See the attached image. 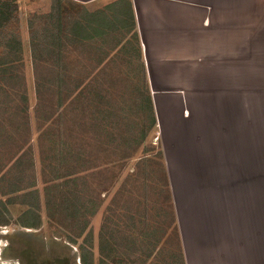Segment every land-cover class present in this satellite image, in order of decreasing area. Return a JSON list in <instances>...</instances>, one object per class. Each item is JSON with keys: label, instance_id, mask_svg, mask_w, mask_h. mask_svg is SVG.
<instances>
[{"label": "crops", "instance_id": "crops-1", "mask_svg": "<svg viewBox=\"0 0 264 264\" xmlns=\"http://www.w3.org/2000/svg\"><path fill=\"white\" fill-rule=\"evenodd\" d=\"M0 1L15 3L14 21L17 11L23 21L24 9L33 12L39 6ZM61 2L76 10V78L79 70L90 77L79 88L75 84L76 96L89 79L92 91L100 83L95 79L102 77L107 91H131L133 86L143 93L139 107L154 119L157 139L164 132L162 153L184 264H264V0ZM6 28L12 30L9 24L0 28L2 55L1 45L20 40L15 30ZM116 80L126 88L114 86ZM1 175L5 182L13 178L5 170ZM37 187L27 192L38 189L44 210ZM16 207L22 208L20 215L30 209ZM38 214V229L17 227L39 232L52 223ZM85 234L74 237L79 261V246L92 254H85L89 264L96 263L95 247L101 255L104 245L115 251L100 236L95 242L92 235L91 247L86 246ZM101 255L97 264H106ZM152 255L145 257L146 264Z\"/></svg>", "mask_w": 264, "mask_h": 264}, {"label": "rangeland", "instance_id": "rangeland-1", "mask_svg": "<svg viewBox=\"0 0 264 264\" xmlns=\"http://www.w3.org/2000/svg\"><path fill=\"white\" fill-rule=\"evenodd\" d=\"M30 2L39 6L33 12L24 9L23 21L18 19L17 11L18 21L9 23L21 42L23 61L16 64L14 73L18 81L0 76L1 174L5 170L7 178L10 174L14 178L24 174L26 179L15 184L4 178L0 184V210L15 205L10 208L12 212L7 209L5 214L8 225L0 226V264L80 263L77 244L72 240L79 229L76 223L82 220L66 216L64 208L75 204L81 211L82 186L81 181L75 185L67 178L52 182L50 167L54 162L50 158L59 150L64 154L62 174L69 171L71 178H84L98 204L94 216L88 217L91 206L86 212L95 242L100 236L114 245L113 253L104 245L103 255L95 247V264L100 255L106 264L113 260L116 264H146L145 257L151 254V264H181L174 197L162 153L164 132L157 139L154 127L148 130L149 123L142 122L150 118L139 107L143 93L134 91L133 86L131 91H107L102 77L95 79V84L100 82L93 86L95 91L89 79L76 96L75 84L79 88L90 77L79 70L76 78L75 46L67 44L75 7L62 3L58 12L54 0H22L20 4L26 6ZM60 76H65V83L59 87L56 80ZM114 86L126 88V83L116 80ZM61 91L63 104L58 107L57 93ZM8 129L13 130L14 140L10 141ZM52 135L56 137L55 146L49 145ZM17 147L25 150L24 164L32 165L21 174L22 167L16 168L14 163ZM8 184L18 185L23 193L10 195ZM32 186H38L44 204V210L39 207L36 213L41 212L52 221L39 232L17 227L22 208L16 205L26 201L25 195L31 193L27 190ZM46 188L53 199H44ZM64 194L67 196L62 197Z\"/></svg>", "mask_w": 264, "mask_h": 264}, {"label": "trees", "instance_id": "trees-1", "mask_svg": "<svg viewBox=\"0 0 264 264\" xmlns=\"http://www.w3.org/2000/svg\"><path fill=\"white\" fill-rule=\"evenodd\" d=\"M54 1H55L56 9L58 10V12H60L61 4H62L61 0H54ZM15 10H16V5L14 2H12V1H0V28H4L7 24H9V22L11 20H13V14H14ZM58 17H59V15H58ZM73 30H74V25H73V28L71 31L72 33L70 34L71 36H69L70 39H68L67 44L71 43L74 45ZM3 45H4L3 46L4 47L3 52H2L3 55H0V72H1V74H3V76H1V77L6 78L7 81L10 80L11 82L18 81L17 80L18 77H16V75L14 73L16 71V66H17L16 64H19V63L22 64V61H23L21 42H20V40L18 42H15V39H13V41L9 40L8 42H6ZM33 51H34V49H33V43H32V50H31L32 55L34 54ZM64 77L65 76H60L56 80V83L59 87H60L61 83H65ZM37 85L39 88L40 87L39 84H37ZM70 93L71 92H67V95H69ZM62 94H64L63 91H61V93H57L58 107H62V104H63L62 103ZM22 98L23 97H21V99ZM38 101H39V98H38ZM52 117H53L52 115L48 116L47 119L52 118ZM147 123H149L148 124V130L153 128L155 125L154 119L151 120V118H149V121ZM144 136H145V132L142 134V138ZM55 138L56 137L54 135H52V137L50 136L49 145L52 144L53 146H55ZM21 150H23V149H20V147H17L16 152H19ZM24 156H25V153H22L19 156L16 155V157L14 155V158H15L14 163L16 164L15 167L16 168L22 167L20 169L19 173L20 172H26L25 170L29 169V166L32 168L31 163L28 164V162H26L24 164V161L22 159ZM63 156H64V154L61 153V151L59 150L58 152H56V154H54L50 158L51 162H54V165L52 167H50L51 171L54 174L52 182H55V181L60 180L62 178H67V180H68L67 182H74L75 183L77 181H81V186H82L80 189V192L82 194V196L80 195L81 196L80 197L81 202H80V200H77L78 203L80 202L81 211H80V207H75V204L71 205L70 208L67 206L64 208V212H65L66 216L74 217V218H78V219L82 220V221L76 223V226H78V228H79L78 233L76 234V237L78 238V237H82L85 234L86 230L89 228L90 223H89L88 217H90V216L92 217L95 215V213L97 211L98 204L93 199L94 195H91V191L86 186L84 178H80V177H79V179L78 178L77 179L71 178V174L69 173V171H65L62 174L61 167H62V164L64 162ZM43 160H45V159H43ZM23 167H25V168H23ZM1 172L2 171L0 168V174H1ZM64 174H66V175H64ZM23 175L24 174H22L21 176L17 175L18 177L15 176L16 178L13 177L12 180L15 182V184L17 182L24 181L26 179L23 178ZM4 178H5V175H0V184L5 181ZM67 185L69 186V184H67ZM25 187H27V186H25ZM0 188H3V186H0ZM8 188L10 190V193H9L10 195L16 194L20 191L19 190L20 187L18 185L8 184ZM56 188H58V187H55V189ZM44 194H45L44 195L45 200L47 197L50 198V200L53 199V197H54L52 195V192H50V189L48 192V188L44 189ZM26 196H27V199H26V201H22V204L28 205L30 207V209L26 210L22 215L19 216V218L17 219V223L21 227H24V228L38 229L40 226V217L33 210V208H35V210L37 208H39L38 192L34 191V192H31V193L25 195V197ZM65 196H67V195H65V194L62 195V197H65ZM63 201L68 202V200L64 199V198H63ZM46 203H47V201H46ZM88 206H91V211H88V209H87ZM84 207H85V211H83ZM87 211H88V217H87V213H86ZM68 212H70V213H68ZM7 213H8V211L6 208H4L3 210H0V226L8 225V221L5 218V214L7 215ZM83 242L86 246L91 247V243H92V231L91 230H89L85 234V236L83 237ZM72 243H75V240H72ZM79 249L81 250L80 251L81 252V257H80L81 264H89V263H86V261H85V254H87L89 258H92V254L89 251H87L86 247L79 246ZM101 250H103V249H101ZM179 256H180L181 264H184L180 247H179ZM100 264H105V262L103 260H100Z\"/></svg>", "mask_w": 264, "mask_h": 264}]
</instances>
